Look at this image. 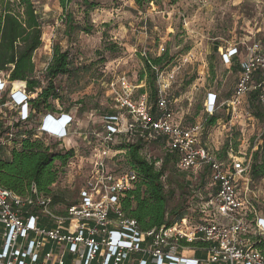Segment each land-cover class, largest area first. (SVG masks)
<instances>
[{"label":"built area","instance_id":"2783aa9c","mask_svg":"<svg viewBox=\"0 0 264 264\" xmlns=\"http://www.w3.org/2000/svg\"><path fill=\"white\" fill-rule=\"evenodd\" d=\"M230 48L222 54L226 64H233L243 51L238 45ZM244 48L247 58L240 63L231 99L219 104L217 94L212 92L206 98L209 117L220 108L229 113L221 127L229 138V163L222 162L202 144L204 124L184 127L176 120L171 110L172 83L163 80L164 75L159 72L156 118L148 95L135 100L137 87L125 77L109 85L115 90L118 111L102 118V133L81 131L77 136L91 147L89 157L78 146L68 149L63 145L73 136L75 116L62 109L59 114H51V134L45 133L40 123L34 139L47 146L56 141L59 151L72 150L65 175L66 170L79 175L88 163L85 182L71 205L66 199L56 204L53 195L40 193L35 185L24 197L0 185V264H264V256L257 248L258 241L264 240V216H257L255 206L241 198L238 187L240 181L249 182L256 149L248 157L232 146L233 130L242 118L244 100L252 95L263 114L262 119L254 118L261 123L264 135V47L255 41ZM47 68L48 65L44 73ZM9 83V78L0 74V94L6 93ZM11 84V96L0 103V122L6 128L0 152L6 148V157L20 148L16 140L25 138L18 136L21 127L16 125L30 118L23 115V109L27 106L30 113L32 98L19 84ZM117 84L120 91L115 89ZM139 140L145 144L165 141L169 152L178 155L181 172H208L214 194L203 204L200 216L184 212L171 226L142 231L136 220L125 215L121 199L136 187L138 175L131 168L120 171L115 166L118 156L126 155L116 147L121 142ZM94 141L100 142V146L95 147Z\"/></svg>","mask_w":264,"mask_h":264},{"label":"rangeland","instance_id":"374dc122","mask_svg":"<svg viewBox=\"0 0 264 264\" xmlns=\"http://www.w3.org/2000/svg\"><path fill=\"white\" fill-rule=\"evenodd\" d=\"M92 1L98 8L89 13L88 23L84 20L85 8L80 0L68 8L75 23L91 28V33L76 31L68 37L65 34L67 26L62 20L65 12L59 1L32 0L43 24V46L34 56L36 74L44 77L56 45L70 52L72 66L76 69L72 77L62 76L56 80L64 101L56 104V109L71 110L77 121L73 136L63 145L68 149L78 146L89 157L91 147L77 136L81 131L102 133V118L118 111L115 90L109 85L125 77L135 87L139 86L134 96L138 100L143 95L140 86L145 85L139 81L144 69L143 59L167 54L159 73L164 75L163 80L172 83L171 110L176 120L184 127L204 124L202 144L216 153L222 162L229 163L227 153L223 152L229 138L221 128L229 117L225 108L218 109L214 115L218 114L220 119L214 126L208 125L206 98L208 93L215 92L221 102L231 99L239 78L233 67L247 58L244 47L255 41L264 47V0H161L144 10H139L134 0ZM235 45L243 51L234 65L226 64L222 54ZM120 88L117 84L115 89L120 91ZM251 97L244 100L242 118L233 130L232 141L234 149L247 153L248 157L253 149L264 153L262 126L254 118L257 111L255 113L250 102ZM8 98V94H0V103L7 102ZM256 108L262 114L260 108ZM44 117L40 115L19 124L18 136L35 131ZM218 123L222 124L219 126ZM5 129L0 128L1 142L6 138ZM21 140L18 138L16 143L21 144ZM94 144L100 146V142L94 141ZM50 145L59 147L53 140ZM143 145L142 155L160 170L169 154L166 142L152 141ZM115 166L120 171L130 168L125 154L118 156ZM87 170L88 163L77 176L66 170L63 179L53 187L54 193L63 192L67 203H74ZM248 178V183L240 181L238 184L241 198L255 206L257 216L262 217L264 179ZM165 180L175 191L171 208L179 205L181 211L195 216L201 215L203 204L214 194L207 171L181 172L178 159L168 162Z\"/></svg>","mask_w":264,"mask_h":264},{"label":"trees","instance_id":"16d2710c","mask_svg":"<svg viewBox=\"0 0 264 264\" xmlns=\"http://www.w3.org/2000/svg\"><path fill=\"white\" fill-rule=\"evenodd\" d=\"M58 1L65 12L62 20L67 26L66 36L71 37L76 31L90 34L91 28L76 24L74 16L68 13L69 6L76 0ZM80 1L85 8L84 20L88 23L89 13L96 10L98 4L92 0ZM160 1L134 0L139 10H144L147 6L158 4ZM42 37L43 24L32 0H0V74L5 78L8 77L10 83L19 84L24 91L32 95L28 120L40 115L43 118L45 115L61 112L60 109H56V104L64 102L63 92L56 84V80L62 76L72 77L76 70L72 66L70 52L56 45L44 77H39L36 74L34 56L43 46ZM167 56L165 54L157 58L143 59L144 69L139 76V81L146 83V89H142L141 92L148 95L154 118L157 117L158 72L165 65ZM233 68L240 73V65ZM250 102L254 106L255 113L257 111L256 116L263 117L256 108L258 105L255 95H252ZM2 103L4 104L5 100ZM206 120L208 125L214 126L219 117L213 115ZM16 126L20 127L19 124ZM1 127L4 128L0 122ZM34 133L35 131L22 133L21 136L24 135L25 138L21 140L20 148L14 149L9 157L0 152V185L22 197L27 196L32 185H35L40 193L53 195L55 203H61L65 200V194L54 193L53 187L65 173V167L73 152L59 151L56 146H47L44 141L34 139ZM228 147L229 144H226L224 153L227 152ZM143 148L141 140L135 143L123 142L116 147L117 150L126 153L129 167L138 175L136 187L121 199L122 210L128 218L136 220L142 231H148L173 225L184 212L179 205L171 208L175 191L166 184L165 180L168 162H176L178 155L168 152L165 163L158 170L142 155ZM262 151H256L252 156L249 171L251 179H264ZM257 248L264 256V240L258 241Z\"/></svg>","mask_w":264,"mask_h":264},{"label":"clouds","instance_id":"9594fccd","mask_svg":"<svg viewBox=\"0 0 264 264\" xmlns=\"http://www.w3.org/2000/svg\"><path fill=\"white\" fill-rule=\"evenodd\" d=\"M5 86L2 88L3 92L5 91ZM20 93V92H19ZM6 94H8L9 96H11V90L10 89H7L6 90ZM11 98V97H10ZM13 98V97H12ZM54 117L52 115H47L44 117L43 119V122L41 123L42 124V128L44 129V132L45 133H48V134H51L49 131H48V127H49V124H50V120L53 119ZM60 122V121H59Z\"/></svg>","mask_w":264,"mask_h":264},{"label":"crops","instance_id":"0c3cea01","mask_svg":"<svg viewBox=\"0 0 264 264\" xmlns=\"http://www.w3.org/2000/svg\"><path fill=\"white\" fill-rule=\"evenodd\" d=\"M229 49H231V48H229ZM227 51H228V50H227ZM239 57H240V56H239ZM239 57L235 58L234 62H235ZM232 65H234V63H233ZM231 67H232V66H231ZM142 83H144V82H142ZM145 85H146V83H145ZM145 85L140 86V87H141L140 89H141V90H142V89H146V86H145ZM12 87H13V86H10L9 89L12 90V89H13ZM138 87H139V86H137V88H138ZM212 93H215V92H212ZM215 94H217V93H215ZM143 95H144V94H143ZM217 96H218V99H219V104L223 103V102L220 101L221 98L219 97L218 94H217ZM226 101H227V100H226ZM220 102H221V103H220ZM224 102H225V101H224ZM220 109H222V108H220ZM225 110H226V108L224 109V112H225ZM226 112H227L226 116L228 117V116H229V113H228L227 110H226ZM68 113H70L72 116H74V114L72 113L71 110H70ZM217 116H218V114H217ZM219 119H220V118H219ZM1 154L4 155V156L8 155V150H7L6 148L2 149Z\"/></svg>","mask_w":264,"mask_h":264},{"label":"bare ground","instance_id":"6f19581e","mask_svg":"<svg viewBox=\"0 0 264 264\" xmlns=\"http://www.w3.org/2000/svg\"><path fill=\"white\" fill-rule=\"evenodd\" d=\"M27 114H28V107L25 106L24 109H23V115L27 116Z\"/></svg>","mask_w":264,"mask_h":264}]
</instances>
